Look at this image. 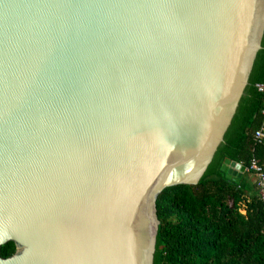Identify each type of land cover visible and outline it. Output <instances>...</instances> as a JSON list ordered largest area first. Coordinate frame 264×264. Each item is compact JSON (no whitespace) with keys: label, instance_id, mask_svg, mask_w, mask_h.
<instances>
[{"label":"water","instance_id":"1","mask_svg":"<svg viewBox=\"0 0 264 264\" xmlns=\"http://www.w3.org/2000/svg\"><path fill=\"white\" fill-rule=\"evenodd\" d=\"M263 48L264 0H0V264H157Z\"/></svg>","mask_w":264,"mask_h":264},{"label":"trees","instance_id":"2","mask_svg":"<svg viewBox=\"0 0 264 264\" xmlns=\"http://www.w3.org/2000/svg\"><path fill=\"white\" fill-rule=\"evenodd\" d=\"M264 48L248 83L237 117L196 184L164 188L157 196V264H264V207L249 200L239 180L221 170L225 158L248 164L259 155L252 133L259 125L264 91ZM245 212H240V208Z\"/></svg>","mask_w":264,"mask_h":264},{"label":"built area","instance_id":"3","mask_svg":"<svg viewBox=\"0 0 264 264\" xmlns=\"http://www.w3.org/2000/svg\"><path fill=\"white\" fill-rule=\"evenodd\" d=\"M255 86L259 91H264V81L255 83ZM259 113L261 116L259 125L254 129L252 133L253 142L255 145L260 144L264 138V103L259 109ZM247 169L254 175L256 179L259 197L264 207V166L259 158L256 155L252 154L248 161Z\"/></svg>","mask_w":264,"mask_h":264},{"label":"crops","instance_id":"4","mask_svg":"<svg viewBox=\"0 0 264 264\" xmlns=\"http://www.w3.org/2000/svg\"><path fill=\"white\" fill-rule=\"evenodd\" d=\"M258 145H260L261 148L259 149V155L257 154V157L259 158V160L261 161V163L264 166V138H263L262 142ZM230 161H232L234 163L231 166V168L233 170L237 171V173H240L238 180L244 189L245 198L249 200L250 198H252L254 196H259L258 188H257L256 182H255V177L247 169V165H244L241 162L234 161L231 159H230ZM236 164H239L240 167H242L241 170L236 168ZM240 212H242V213L245 212L243 206H242V208H240Z\"/></svg>","mask_w":264,"mask_h":264},{"label":"rangeland","instance_id":"5","mask_svg":"<svg viewBox=\"0 0 264 264\" xmlns=\"http://www.w3.org/2000/svg\"><path fill=\"white\" fill-rule=\"evenodd\" d=\"M255 182H256V179H255ZM257 185V184H256ZM259 194V193H258ZM260 198V197H259Z\"/></svg>","mask_w":264,"mask_h":264}]
</instances>
